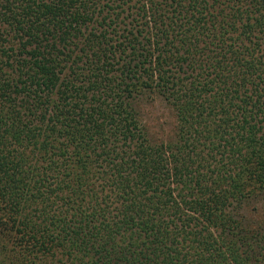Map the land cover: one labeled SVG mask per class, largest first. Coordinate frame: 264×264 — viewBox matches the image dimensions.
I'll use <instances>...</instances> for the list:
<instances>
[{
    "label": "trees",
    "instance_id": "obj_1",
    "mask_svg": "<svg viewBox=\"0 0 264 264\" xmlns=\"http://www.w3.org/2000/svg\"><path fill=\"white\" fill-rule=\"evenodd\" d=\"M0 264H264V0H0Z\"/></svg>",
    "mask_w": 264,
    "mask_h": 264
},
{
    "label": "rangeland",
    "instance_id": "obj_2",
    "mask_svg": "<svg viewBox=\"0 0 264 264\" xmlns=\"http://www.w3.org/2000/svg\"><path fill=\"white\" fill-rule=\"evenodd\" d=\"M145 116L155 134L164 135L172 131L174 115L172 109L159 99L146 106Z\"/></svg>",
    "mask_w": 264,
    "mask_h": 264
}]
</instances>
